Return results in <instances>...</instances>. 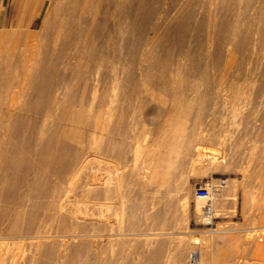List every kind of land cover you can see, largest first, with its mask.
I'll return each instance as SVG.
<instances>
[{
	"label": "rangeland",
	"instance_id": "374dc122",
	"mask_svg": "<svg viewBox=\"0 0 264 264\" xmlns=\"http://www.w3.org/2000/svg\"><path fill=\"white\" fill-rule=\"evenodd\" d=\"M59 1L61 0H29L28 14L30 16H38L33 25L29 26L31 30L33 29L32 31H36L39 28L45 13L50 11L56 13V9H60L59 5L57 6ZM126 1L130 2L132 0ZM235 1L234 3L232 0H191L183 7L182 0H149L154 13L150 21L145 25V30L142 29L140 24V13H135L130 7L126 8L124 28L129 31H127L129 33H127L128 40L126 39V42H128L125 44L126 51L129 53V50L131 51L135 46L137 49H133L137 50V52L135 50L137 56H127L124 67L117 68L110 75L108 82L104 86H101V89L99 88L97 93L93 94L91 92L87 95L89 101L92 100V96H95V99L93 104H86L84 112L93 115L101 114L99 118L93 119V122H97L99 129L93 140L91 139L93 145L91 142L88 145L87 150H92L89 152L85 150L80 161L81 166L76 171H69L65 175L66 177L64 176L63 180L65 181L62 180V188L57 193L54 205L57 208L53 210L57 214L54 215L53 213L50 219V233L52 235L48 239L49 244L54 245V251L48 253L47 249H44L43 246L39 248L35 244V240H32L27 235L24 237L23 234H19L18 236H14V239H6L2 235V239L0 238V264H8L9 261L11 263L15 258L18 260H15L17 264H22L24 261V264H84L85 262L88 263L90 261L89 258L95 255L100 259L102 264H118L119 262V264H192L189 261V255L194 249H198L199 252L196 264H202V252L204 249L209 250L211 257L203 264H264V96H262L264 95V58L262 60L256 57V55L248 57L243 53H235L230 59L229 64L227 61L225 62V65H228L227 71H223L222 73L219 70H217L218 72L213 71L208 65L211 60L216 59L218 53L216 48L218 45L215 44L218 42L222 20L228 14L229 9L232 10V7L234 8V11H231V15L234 20L236 18L235 21L238 20L239 22L237 28L251 27L253 29H260L262 26L258 21L253 25L249 23L250 20L255 19L261 0ZM229 6L232 7L230 8ZM191 18L193 19L191 20ZM156 22L157 32L155 38L160 37L162 39L160 40L161 45L156 47L154 52L151 51L152 55L150 54L146 59L143 58L142 52L145 49L152 50V43L146 42L149 38L151 39L152 35L150 31ZM115 23L116 19L114 17L108 23V31L112 36L110 41L112 46L116 44ZM27 24L0 30V38L2 39L0 42V65L2 67L6 61L5 56L8 55L6 53L10 52L15 42L17 44L20 43L18 39L20 33L14 34L13 32L17 30H21L20 32L25 31V29L29 28L26 26ZM139 24L141 28L138 26ZM197 24L201 27L199 28L201 33L198 30ZM138 29H142L144 33L138 31ZM137 34L143 37H139ZM129 35L133 36L132 40L131 37H128ZM162 35L165 36L163 37ZM138 38H142V41ZM181 51H187V53L189 51V53L184 55L185 53ZM190 51L193 54L192 56ZM178 53L180 54L179 56ZM134 58L138 61L135 67ZM181 60L183 63L180 65L178 77L180 76L179 78H183L189 84L191 83L195 86L181 89L179 96H183L182 100L180 97H174L168 92L161 79V75L163 74L161 67L173 64L172 69H174L177 64L182 62ZM174 62L175 64L177 63L176 66ZM190 65L192 69H190ZM170 66L167 68L171 69ZM184 68H187L189 71H185ZM182 69L184 72L181 74ZM211 72L216 76H220L221 74L220 81L214 87H211L213 85L210 86L211 79L213 80ZM209 74L211 75L210 77ZM207 76L210 79L209 81ZM157 80L160 81L158 82ZM105 86L108 88L107 91L104 88ZM260 92L261 95H259ZM125 94H136L137 98L128 99L125 97ZM101 97L105 101L102 104ZM179 100L182 102H179ZM180 105L185 107L182 108ZM166 107L168 109L167 112H165ZM186 107L189 110H184ZM210 111H212V114ZM122 116H125V118ZM53 118L51 117L48 119L49 122L47 121L50 131L61 127L66 129L64 130L65 133L62 134L66 140H70L77 133H80L79 130H84L83 126L79 125L77 120L72 117L71 119H68V117L64 118L62 121H59L61 120L59 118ZM56 123H60V126L57 125L59 127L57 129L55 128ZM114 125L123 126L126 134H128V137H126L127 141L125 140V147L128 145L126 147V164L128 166L130 164L127 171L131 168L132 182L127 189V195H124V193L123 196H118V200H115V203L111 201L112 199L114 200L115 196L111 192L107 193L110 196L109 201L106 200V192H103L101 195V197L104 196L103 200L105 201L101 197L100 201L101 203L103 202L102 207L109 203L113 204L112 218L116 219V221H122L117 222L118 225L122 223L121 226L123 227L129 226L131 230L128 233L131 234L122 235L120 237L121 240L102 243L99 249L91 245L89 241L83 243L87 247L84 245L79 246L83 237L76 238V243L73 241L74 243L68 246V243L65 242L67 238L63 237V232H60L57 226H60L61 222L66 227L68 224L69 226H75V222L81 219L83 211L91 215L94 213V210L91 211L94 209V207H91L93 206L91 205L93 193L88 192L89 189H86L89 186L87 182L93 172H91L92 167L90 168V165L92 161L93 165H97L100 161L99 164L102 163L104 166L108 162L110 163L112 159L113 163L116 161L115 156L112 158L115 154L113 150L108 151L107 156L105 154L106 161L108 162L103 158L105 157L103 149L107 148V143H109L107 140L112 135L108 130ZM184 126L188 128H186L188 132L190 131L189 134L191 132L196 134L183 139L180 133ZM62 128L58 130L59 133L63 132H60ZM179 143H183V146L181 145L182 147H180ZM177 144L178 147H176ZM149 145L151 146L149 147ZM90 153L91 156L93 153L95 156L90 157ZM95 153L100 157L99 161L95 160L98 159ZM110 153L112 156H110ZM147 166L150 167L147 168ZM144 167L145 169H143ZM87 169L89 171H86ZM140 169H142L144 174L149 173L150 177L154 178L152 183H155L140 187V184L136 183V173ZM143 170L148 172L145 171V173ZM150 173H154L152 174L153 176ZM20 175L22 178H27L26 174L23 173L22 175V172H20ZM70 175L71 177H69ZM50 177L53 179L56 175L53 172L48 173V179ZM132 177L134 180H132ZM144 177L142 178V182L151 181L150 177ZM86 178L88 179L86 180ZM219 179L226 180V185L217 193L216 218L212 224H208L201 217L202 209L198 205L195 192L198 188L208 186L211 182H217ZM142 188H144L146 193L141 190ZM22 189L24 191L26 187ZM157 189L158 191L156 192ZM143 194H147L150 197L147 198L148 196L145 195L148 201H146L147 204L145 202V205L143 203V207L146 206L148 208L150 207L149 205L153 204V209L151 206L152 211L149 208L151 212L146 215L144 214L147 211L144 210L146 207L143 209L140 206L142 204L141 199L144 201L146 199L145 196L144 198L142 197ZM44 196L42 197L47 200ZM140 196L141 199L138 198ZM42 197L39 200L46 202ZM149 199L153 203L150 201L151 204H149ZM122 200L123 202L126 201L125 204L119 202ZM42 201L39 203L42 204ZM136 203H138L137 206ZM12 204H16L13 208L11 206L12 210L17 208L16 200ZM116 204L117 206H115ZM25 205L26 221L29 220V214L31 216H39L38 213L42 209L41 205L38 207V210L36 206L33 209L32 205L33 208L30 207V204H28L29 206L27 205L29 208ZM133 205L142 208L141 210L139 207L136 211H139L138 209L145 211H143L144 213L142 212L144 217L141 211L138 212L141 213V216L138 213H136L138 216L135 213H131ZM115 207L118 208L115 209ZM39 208L41 209L39 210ZM134 214L137 218H134ZM92 221L96 222V219ZM3 222L5 220H2V225ZM133 231L138 234H133ZM26 236L29 238L28 240ZM58 249H61L62 251H60L63 253L65 251L67 254L64 253L61 257L63 253H58ZM77 249L79 252L76 251ZM43 253L45 254L43 255ZM154 255L156 256L154 257ZM47 256H51L52 261ZM53 256L56 257L53 258ZM116 257L118 258L116 259ZM119 257L122 258L120 260L123 263L119 260ZM56 259H59L58 262H56Z\"/></svg>",
	"mask_w": 264,
	"mask_h": 264
},
{
	"label": "bare ground",
	"instance_id": "6f19581e",
	"mask_svg": "<svg viewBox=\"0 0 264 264\" xmlns=\"http://www.w3.org/2000/svg\"><path fill=\"white\" fill-rule=\"evenodd\" d=\"M190 1L191 0H182L183 7L187 5ZM232 1L234 3L236 2L235 0H232ZM25 2H26L25 3L26 6L24 5V10H23L21 18H22V21L27 19L29 22V20L32 19L34 15L30 16L28 14L29 13V6H28L29 0H26ZM58 5L60 9H56L57 11L56 13L50 11L44 14L42 22L40 23V26L38 29H36V31H32L33 29L31 30L30 29L31 26L29 27L28 25L29 28L25 29V31L23 32H20L21 30H17L13 32L14 34L20 33L19 38H18L20 43L17 44V42H15L14 46L11 47L10 52L6 53L8 55L5 56L6 61L4 63V66L2 67V65H0V238L2 235H4L5 236L4 238L6 239L13 238L14 236H18L19 234H23L24 237L25 235H27L28 237L32 238V240L33 239L35 240V244L39 246V248L43 246L44 249H47L48 253H52L54 251V248H53L54 245L49 244V241H48V239L52 235L50 233L51 226L49 222H50V219L52 218L53 213L55 212L53 210L57 208V207H54V205H55L57 193L61 190L62 185H63L62 180L64 179V176L68 174L69 171L70 172L76 171L77 168L81 166V163H80L81 158L83 157L85 150L88 152L92 150V149L87 150L88 145L91 143L93 145V142L91 141V139L93 140L95 134H97L98 129H99L97 122L96 121L93 122V119L95 120L99 118L101 114L93 115V114L84 112L86 104L87 103L93 104V101L95 99V96H92V100L89 101L87 98V95L88 93H91V92L93 94L97 93L99 88L101 86H104L108 82L110 75H112L116 71L117 68L119 69L121 67H124L125 61L127 60V56L129 55L134 56V57L137 56L136 54L137 48L135 46L133 48H136L135 49L136 52L133 48L131 49V51L129 50V53L126 51L125 44L128 42V41L126 42V39H127V33L129 32L128 30H125L124 28V24L126 22V18H125L126 8L130 7L132 11H134L135 13H138V14L140 13L141 15L140 24L143 30H145L146 28L145 25L150 21V18L152 17L154 13L152 7L150 6L149 0H132L130 2H127L126 0H66V1L61 0L57 3V6ZM229 7L231 8L232 6H229ZM180 9L182 8L180 7ZM233 9L234 8L232 7V10ZM232 10L229 9L228 14H226L222 20V27H220L221 30L219 31V35H218L219 37L217 40L218 42L217 44H215V45H218L217 47L218 49L216 48V50H218L216 59H214L213 61L210 59L211 62L208 63V65L210 66V68H212L213 71L219 70L220 73H222L223 71L224 72L227 71L228 65H225V62L227 61V63L229 64L230 59L234 56L235 53H243L248 57H253L256 55V57L261 58L262 60L264 58V0H261L259 3L258 13L255 19L252 21L251 20L249 21L251 25H253L257 21L260 22L262 24L260 29H253L251 27L242 28V29L237 28V25L239 22L238 20L235 21L236 18L235 20L233 19V16L231 15ZM113 17L116 19V23H115L116 24V32H115L116 44L112 46L110 42L112 39V36L110 35L108 31V23L110 19ZM192 19L193 18H191V20ZM140 24L138 26H140ZM199 26L197 24L198 30L200 32L201 30L199 28L201 27ZM218 29H219V26H218ZM141 30L138 29V31L144 33V31L143 30L141 31ZM156 32H157V22L154 24L153 28H151V31H150V34L152 35L151 39L149 38L150 40L148 39V41L146 42V43H152V50L145 49L142 52L143 58L147 59L150 56V54L152 55L151 51L154 52L155 48L161 45L160 40L162 39L160 37L155 38ZM138 36L140 37L142 35H138ZM128 37L130 38L131 35H129ZM132 37H131V40H132ZM138 39L142 41V38H138ZM1 41L2 39L0 38V42ZM129 42H130V39H129ZM215 43H216V40H215ZM179 53H178V56L180 55ZM182 53H185L184 55H187L189 51L188 53L187 51L182 52ZM190 54L191 56L193 55L191 51H190ZM136 58H134L135 63L133 62L134 67L136 66L138 62ZM181 63H183V61L180 62V64L176 63L177 64L176 66L174 62L176 66L174 69H172V66H174L173 64L171 66L167 64V67L170 66L171 69L167 68L166 66L161 67L163 69L162 71L163 74L161 75V79H162L164 86H166V89H168V92H170L174 97H180L182 100L183 96L182 97L179 96L181 89H185V88L187 89V88H191L195 86H193V84L191 83L189 84V82H187L183 78L182 79L179 78L180 76L178 77L179 72H180L179 69L181 68L180 67ZM190 69H192L191 65H190ZM184 70L189 71L187 70V68L186 69L184 68ZM181 71H182L181 72L182 74L184 71L183 69ZM210 74H209V77L211 76ZM220 76H216L212 73L213 80L211 79V83L209 82L210 86L213 85L211 87H214L220 81ZM209 80L210 79L208 78V81ZM231 84L233 85V83ZM104 88H106V91H107L108 88L106 86ZM259 95H261V92L259 93ZM125 97L128 99L137 98L136 94H125ZM101 98L102 100L101 99L100 100L102 104L104 100H103V97ZM181 100H179V102H182ZM175 101L177 100L175 99ZM259 102L261 101L259 100ZM180 106H182V108L185 107L183 105H180ZM186 108L184 110H189L188 108L187 109ZM167 111L168 109L166 107L165 112ZM210 112L212 114V111ZM51 117L61 119L59 121H62L64 118H67V117L68 119H71L72 117L75 120H77L79 125L83 126L84 130L82 131L79 130L80 133H77L75 136L70 138V140H66L62 136V134L65 133L64 130L66 129H63L61 127L62 130H60V132L61 131L63 132L61 133L58 132V130L61 128H59L57 125L60 126V123H56V126H55L56 129L57 128L59 129L50 131L47 121ZM122 117L125 118V116H122ZM200 121H201V118H200ZM186 128L187 127L184 126L180 133L183 139H187V137H192L196 134V133L194 134V132H191L189 134L190 131L188 132L187 130L188 128L187 129ZM108 131L112 135L107 140V142L109 141V143H107L108 144L107 148L103 149V153H104V156L105 154L107 156L108 151L110 150L115 151V154L112 156L111 154L112 152H111L110 156H112V158H114L115 156L116 161L113 163L112 161L113 159H112L110 160V163H109L108 161H106L107 158L105 156L103 158L105 159L106 162H108V164L104 166L102 165V163L99 164L100 157L98 156V154L95 153L96 156H98V159H95V157L94 159L99 161V163L97 162L98 163L97 165H93L92 164L93 161L92 163L90 162L91 165H93V166L90 165V168L92 167L91 172L93 171L92 172L93 174L89 172L91 173L92 176H90L91 178H89V181L87 182V184L89 183V186H88L89 188L88 187L86 188V189H89L88 192L93 193L92 195L93 201L91 202L92 203L91 205L93 206L91 207H94V209L91 210L90 208V210L91 211L94 210L93 211L94 213L90 211L91 213H93L91 215L90 213L83 211L81 214L82 216L81 219H78L75 222L76 223L75 226H69L68 224L69 228L71 227L70 229L67 228L68 226L67 227L64 226L63 222H61L62 224H59L60 226H57L59 231L63 232V237L67 238L65 242L68 243V246H71L74 242L76 243L75 241L76 238L83 237V239L80 238L82 241H80L79 246L84 245L83 243L85 241H89L91 245L96 246L97 249H99V246L102 243L104 244V243L112 242L114 240H121L120 237L122 235L131 234V233H128L131 230L129 226L123 227L121 226L122 223L118 225L117 222L121 221L119 220L120 216L118 218L119 221H116V219L112 218V211H113L112 203L113 202L115 203V200H118L117 199L118 196L120 195L123 196L124 193H125L124 195H127L126 194V192L128 193L127 189L130 186V183L132 182L131 181L132 170L130 168L131 172H129L130 170L127 171V168L130 166V164L129 166L126 164L127 163L126 162V154H127L126 147H128V145L126 144L127 146L125 147V140H126V137H128V134H126L124 127L121 125L111 126ZM182 144L183 143L180 144V147L183 146ZM150 146L151 145H149V147ZM176 147H178V144ZM253 147L255 148V146ZM179 151H180V148H179ZM86 154L88 153L86 152ZM89 155L90 157L95 156L94 153L92 156H91V153ZM111 161H112V164H111ZM214 166H215V163H214ZM145 167L143 169H145ZM149 167L147 166V168ZM86 171H89V169H87ZM143 171L145 172L146 170H143ZM20 172H22V175L23 173L26 174L27 178L25 177L22 178V176L20 175ZM51 172H53L56 175V177L53 179L52 177H50L48 179V173H51ZM150 174L152 175L154 173H150ZM144 176H147L148 178L150 177L149 173L144 174L142 172V169H140L136 173V183L140 184V187H145L147 184L149 185L154 180V178L152 179V177H150L151 181L142 182V178ZM69 177H71V175ZM87 179L88 178H86V180ZM132 180H134V178ZM42 181L44 182V184ZM154 183L155 182H153L152 184ZM155 185L157 186V184ZM23 187H26L24 191L22 189ZM141 190H143L144 193H146L144 188H142ZM157 191L158 189L156 190V192ZM103 192L104 193L106 192L107 201L110 200V196L109 194H107L108 192H111L115 195L114 200L113 199L111 200L112 203L106 204L105 206H103L104 208L101 206L103 202L101 203L100 201V197ZM145 195L147 194H143L142 197L144 198ZM42 196H44L47 200H45ZM147 196H148L147 198H150L149 195ZM41 197L46 202H43L41 200L43 203L42 204L39 203L41 202L39 200L41 199ZM103 198L104 196L101 197L102 200ZM138 198L141 199V196ZM147 198L145 199V201L141 199L142 204L140 206H142L143 209L146 207V206L145 207L143 206L145 205V202L148 201ZM14 200H16L17 208H14L12 210L11 206L12 208L16 206V204L15 205L12 204ZM119 200L121 199L119 198ZM150 201L151 200L149 199V202ZM119 202L121 203L123 202V200ZM125 202L123 203L125 204ZM151 202L153 203V201ZM151 202L149 204H151ZM28 204H30V207L33 206L34 207V208L32 207L33 209H35V206H36L37 210H38V207H40L41 205L42 209L39 208V210L41 209V211L38 213L39 214L38 217L35 215L31 216V214H29L28 216L29 220L26 221L25 220L26 211L24 209V205L27 207ZM117 204L115 206H117ZM137 204L138 203H136V206ZM198 205L200 206L201 209L204 206L203 202L200 200L198 201ZM136 206L135 205H133V207L131 206L132 214L133 213L136 214L142 210V208L139 206L141 210L138 209L139 211H136L137 208H139ZM149 206L150 207L148 208L146 207V209H144V210H147L146 212L143 210L145 213L143 211H141V213L143 212L145 215L150 213L153 209V204ZM151 206H152V209H151ZM117 208L115 207V209ZM149 208L151 211H149ZM141 213H138V214L141 216ZM55 214L57 213H54V215ZM144 214H143V217H144ZM136 215L134 218H137ZM154 215H155V212H154ZM28 218L26 217V219ZM92 218L96 219V222L92 221L94 220ZM155 218L157 217L155 216ZM2 220H5V222H3V225H2ZM90 222L92 223L90 224ZM125 222H126V219H125ZM133 234L136 235L138 233L134 232ZM28 239L29 238H27V240ZM124 243L126 244V242ZM60 250L58 249L59 251L58 253L62 251ZM65 250H66V247H65ZM76 251H78V249ZM83 251H86V250H83ZM64 253L61 255V257L64 255ZM202 253H203V257H202L201 262L203 264V263H206V260L210 258L211 255L209 254L208 249H204ZM44 254L45 253H43V255ZM90 255L88 256L90 257ZM155 256L156 255H154V257ZM47 257L50 258L51 256H47ZM55 257L56 256H53V258ZM121 257H119V260ZM150 257H153V256H150ZM74 258L76 257L74 256ZM117 258L118 257H116V259ZM50 259H51L50 261H52V258ZM89 259L90 261L88 263L84 261L85 262L84 264H102L100 259L97 258L96 255L93 256L92 258L90 257ZM15 260H12L11 263L9 261V263L17 264L16 261L18 260L16 261ZM58 260L59 259H56V262H58ZM19 261H22V260H19ZM24 262L22 264H24ZM121 262L123 263V261Z\"/></svg>",
	"mask_w": 264,
	"mask_h": 264
},
{
	"label": "built area",
	"instance_id": "2783aa9c",
	"mask_svg": "<svg viewBox=\"0 0 264 264\" xmlns=\"http://www.w3.org/2000/svg\"><path fill=\"white\" fill-rule=\"evenodd\" d=\"M226 185V180L219 179L217 182H211L208 186L200 187L195 192V197L199 201H202L204 206L202 208L201 217L208 224H212L216 218L217 212V193L221 188ZM199 257L198 249H194L190 252L189 261L192 264H196Z\"/></svg>",
	"mask_w": 264,
	"mask_h": 264
},
{
	"label": "crops",
	"instance_id": "0c3cea01",
	"mask_svg": "<svg viewBox=\"0 0 264 264\" xmlns=\"http://www.w3.org/2000/svg\"><path fill=\"white\" fill-rule=\"evenodd\" d=\"M25 1L0 0V30L14 28L20 24L25 25V23H28L26 26H32L38 16L35 15L29 22L27 19L26 21H22L21 17L26 3Z\"/></svg>",
	"mask_w": 264,
	"mask_h": 264
}]
</instances>
